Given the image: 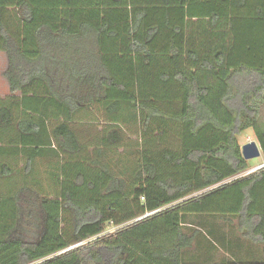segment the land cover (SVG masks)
Segmentation results:
<instances>
[{
  "label": "trees",
  "instance_id": "obj_1",
  "mask_svg": "<svg viewBox=\"0 0 264 264\" xmlns=\"http://www.w3.org/2000/svg\"><path fill=\"white\" fill-rule=\"evenodd\" d=\"M0 51V264H264V166L234 178L243 130L264 159V0H0ZM201 237L230 257L187 255Z\"/></svg>",
  "mask_w": 264,
  "mask_h": 264
},
{
  "label": "rangeland",
  "instance_id": "obj_2",
  "mask_svg": "<svg viewBox=\"0 0 264 264\" xmlns=\"http://www.w3.org/2000/svg\"><path fill=\"white\" fill-rule=\"evenodd\" d=\"M7 61L5 54L0 51V97L4 98L8 96L9 89L7 81L4 77V71L6 69ZM17 95L19 93H16ZM97 117V115L93 116ZM90 119V118H89ZM102 119L99 120H93V122H90L92 126V129H95L96 131H99L101 128H103L105 125L103 123ZM259 122L264 127V104L261 106L260 109V115H259ZM126 136L124 137V140L121 144V147L119 149L112 150L109 152V156L111 158L112 167L111 169L119 174L120 176L125 177L127 180H129L131 169L133 168L135 159H136V149H137V135L136 128L133 125H128V128L126 130ZM237 141L240 145V147L250 141H255L258 143V140L253 132L252 128H247L237 134ZM259 144V143H258ZM249 168L248 170L257 167L264 163V159L261 156L252 158L247 160ZM248 170L246 172H243L239 175H236L234 178L244 176L248 174ZM232 179V178H231ZM127 183H130L127 181ZM230 180V179H229ZM187 222L190 223L188 227L192 229V227H201L205 231H209V228L211 227L212 232H214V235L221 237L220 235L225 236V244L231 243L229 247L233 252H236L237 255H239L241 258H248L250 259L253 256H256L259 254V247L255 245H250L248 242L244 241L236 232L235 224H227L224 221H221L216 216L212 215H198L187 218ZM108 231H113L115 227L108 226ZM199 240V239H198ZM196 241L193 247L188 251L189 256L198 258L199 256H202L203 254L206 255V252L211 255L212 262H217L220 259L224 257H230L229 253H227L220 243H216L217 247L211 251L207 250L206 246V238L203 237L200 238L199 241ZM239 245V246H237ZM228 250V249H227Z\"/></svg>",
  "mask_w": 264,
  "mask_h": 264
},
{
  "label": "water",
  "instance_id": "obj_3",
  "mask_svg": "<svg viewBox=\"0 0 264 264\" xmlns=\"http://www.w3.org/2000/svg\"><path fill=\"white\" fill-rule=\"evenodd\" d=\"M241 155L244 160H249L261 156V148L255 141H250L240 147ZM262 166V165H261ZM260 167V166H259Z\"/></svg>",
  "mask_w": 264,
  "mask_h": 264
},
{
  "label": "built area",
  "instance_id": "obj_4",
  "mask_svg": "<svg viewBox=\"0 0 264 264\" xmlns=\"http://www.w3.org/2000/svg\"><path fill=\"white\" fill-rule=\"evenodd\" d=\"M262 165V166H261ZM261 165H259V166H257V167H254V168H252V169H250V170H248V174L249 173H252V172H254V171H256V170H258L259 168H261V167H263L264 166V163L263 164H261ZM246 172V171H245ZM149 213H147V214H145L144 216H147ZM143 216V217H144Z\"/></svg>",
  "mask_w": 264,
  "mask_h": 264
},
{
  "label": "crops",
  "instance_id": "obj_5",
  "mask_svg": "<svg viewBox=\"0 0 264 264\" xmlns=\"http://www.w3.org/2000/svg\"><path fill=\"white\" fill-rule=\"evenodd\" d=\"M6 57V56H5Z\"/></svg>",
  "mask_w": 264,
  "mask_h": 264
}]
</instances>
